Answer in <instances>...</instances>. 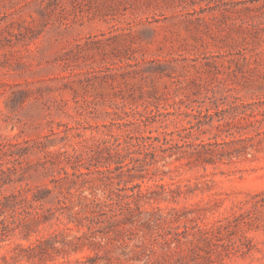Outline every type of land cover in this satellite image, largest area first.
Masks as SVG:
<instances>
[{
    "label": "rangeland",
    "instance_id": "374dc122",
    "mask_svg": "<svg viewBox=\"0 0 264 264\" xmlns=\"http://www.w3.org/2000/svg\"><path fill=\"white\" fill-rule=\"evenodd\" d=\"M2 181L0 264H264V0H0ZM136 186L118 242L55 210Z\"/></svg>",
    "mask_w": 264,
    "mask_h": 264
},
{
    "label": "trees",
    "instance_id": "16d2710c",
    "mask_svg": "<svg viewBox=\"0 0 264 264\" xmlns=\"http://www.w3.org/2000/svg\"><path fill=\"white\" fill-rule=\"evenodd\" d=\"M143 141L148 138H138L137 141ZM165 145H169L168 141L166 140ZM167 149V148H166ZM165 151V150H163ZM143 168V166H139ZM142 170V169H141ZM2 174L5 173L1 171ZM64 178L53 179L52 182L61 186V184L68 179L67 173H64ZM75 175V177H80V175ZM72 184H75L74 181H71ZM6 184V181H2L0 185ZM134 194L128 196L129 200L119 201V202H111L108 203L106 201H100L97 199H92L90 202H82L81 200L77 203L70 202L69 198L60 190L58 195L53 196L54 202L57 205L56 211L59 212L61 215L66 214L68 223L73 224L76 228H84L86 229V233L89 235L88 237L94 238L97 233L101 235H107L110 232L115 233L114 237L107 238L113 241L118 242L117 235H121L124 231H129L130 228H127V224L136 225L137 223L150 225L151 222L156 223L157 219L154 218L153 213L143 212L141 209V205L138 203L140 197L142 195V190L139 189ZM51 192L44 188L36 195L33 196V201L37 202V206L33 208L34 215H38V213L43 212V201L45 200L46 196L49 195ZM44 194V195H43ZM2 205V204H0ZM132 205L134 207H132ZM78 207L75 211L74 209ZM5 208L4 205L0 207V216L3 214L2 209ZM31 206L27 209L23 210L24 215L27 218L33 215V212L30 210ZM49 210V209H48ZM47 211V210H46ZM14 213V211H13ZM47 217H44L43 220H47ZM37 218L35 222H37ZM8 223L7 219L3 218L0 219V238L5 234L8 230ZM116 230V231H114ZM122 237V236H121ZM104 238V237H101ZM80 240L81 238H77Z\"/></svg>",
    "mask_w": 264,
    "mask_h": 264
}]
</instances>
